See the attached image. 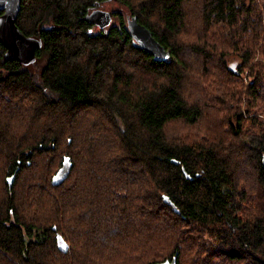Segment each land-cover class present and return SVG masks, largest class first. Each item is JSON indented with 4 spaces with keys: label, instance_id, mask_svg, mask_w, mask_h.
Segmentation results:
<instances>
[{
    "label": "trees",
    "instance_id": "obj_1",
    "mask_svg": "<svg viewBox=\"0 0 264 264\" xmlns=\"http://www.w3.org/2000/svg\"><path fill=\"white\" fill-rule=\"evenodd\" d=\"M15 24L41 46L23 64L0 43V264H264L257 1L21 0Z\"/></svg>",
    "mask_w": 264,
    "mask_h": 264
},
{
    "label": "water",
    "instance_id": "obj_2",
    "mask_svg": "<svg viewBox=\"0 0 264 264\" xmlns=\"http://www.w3.org/2000/svg\"><path fill=\"white\" fill-rule=\"evenodd\" d=\"M21 0H0V43L5 48V59L16 60L23 64H29L35 60V52L41 46L40 39L24 35L16 26L15 21L20 10ZM85 20L92 25L105 27L111 20L109 12L102 9H93L85 16ZM130 36L142 48L143 51L156 59H164L168 56L166 49L153 37L151 32L130 19L128 21ZM264 163V162H263ZM71 167L68 156H64L58 170V176L64 175ZM54 228V227H53ZM57 245L64 251L67 245L60 234L56 233ZM177 253L171 259L156 262L154 264H176Z\"/></svg>",
    "mask_w": 264,
    "mask_h": 264
},
{
    "label": "rangeland",
    "instance_id": "obj_3",
    "mask_svg": "<svg viewBox=\"0 0 264 264\" xmlns=\"http://www.w3.org/2000/svg\"><path fill=\"white\" fill-rule=\"evenodd\" d=\"M255 1L258 2L260 10L262 12H264V0H255ZM118 6H119L118 3L113 2V1H109V2H107V4H105L101 8L102 9H104V8L105 9H108V8H117ZM224 59L226 61V64L228 65V67L231 68V69H236L238 67L239 63H240L239 58L236 55L232 54V53L226 54L224 56ZM242 77H243V79H245L246 82H248L251 79V77L249 78L247 76V74H245V73H242ZM243 82H244V80H243ZM246 82H244L245 85H246ZM262 119L264 120V117H262ZM242 184H244V183H242ZM246 185L251 188L250 185H248V184H246Z\"/></svg>",
    "mask_w": 264,
    "mask_h": 264
},
{
    "label": "flooded vegetation",
    "instance_id": "obj_4",
    "mask_svg": "<svg viewBox=\"0 0 264 264\" xmlns=\"http://www.w3.org/2000/svg\"><path fill=\"white\" fill-rule=\"evenodd\" d=\"M104 5H105V3H104ZM103 7V6H102ZM99 9H101L100 7H99ZM102 10H105V11H107V12H109L110 13V11H109V9H102ZM111 15V14H110ZM112 24V16H111V20H110V22H109V24L107 25V26H105V27H100V26H98V25H92L91 26V28H90V30H92V31H100V30H103V29H107L110 25Z\"/></svg>",
    "mask_w": 264,
    "mask_h": 264
}]
</instances>
